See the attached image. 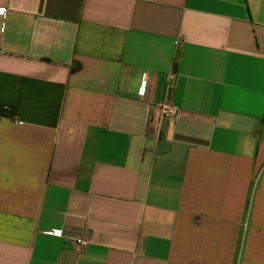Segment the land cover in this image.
Here are the masks:
<instances>
[{"label": "crops", "instance_id": "0c3cea01", "mask_svg": "<svg viewBox=\"0 0 264 264\" xmlns=\"http://www.w3.org/2000/svg\"><path fill=\"white\" fill-rule=\"evenodd\" d=\"M0 264H264V0H0Z\"/></svg>", "mask_w": 264, "mask_h": 264}, {"label": "built area", "instance_id": "2783aa9c", "mask_svg": "<svg viewBox=\"0 0 264 264\" xmlns=\"http://www.w3.org/2000/svg\"><path fill=\"white\" fill-rule=\"evenodd\" d=\"M3 12V16L5 17V11L4 10H1ZM162 109L165 110L166 113H168L170 116H175V114L177 113V108L171 103V102H168L166 104H164L162 106ZM53 235L55 236H58V237H63V233L62 232H54ZM75 242L78 244V246L80 247H85L88 242L86 240H84L83 238H76L74 239Z\"/></svg>", "mask_w": 264, "mask_h": 264}]
</instances>
